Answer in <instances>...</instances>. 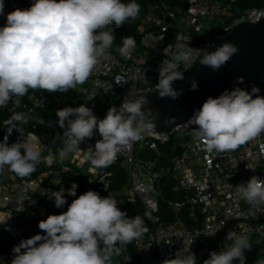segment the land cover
<instances>
[{
  "label": "clouds",
  "instance_id": "1",
  "mask_svg": "<svg viewBox=\"0 0 264 264\" xmlns=\"http://www.w3.org/2000/svg\"><path fill=\"white\" fill-rule=\"evenodd\" d=\"M4 8V0H0V16H6L4 26L0 27V108L10 103L14 107L3 122L6 134L0 141V174L7 167L18 177L28 178L41 163H51L53 159L63 162L69 154L81 150L80 144L97 132L101 138L87 148L85 159L93 167L106 168L123 149L141 140L154 127L144 120L148 98L126 97L119 107H109L103 119L83 104L57 110L56 125L63 132L56 133L55 139H60L62 146L55 153L48 149L47 157L34 137L9 144L12 131L15 129L22 136L20 125L30 119L27 113L14 110L20 106L21 98L30 89L66 93L84 84L113 48V26L119 28L127 21H135L141 9L136 0L127 3L124 0H33L26 9L17 8L5 14ZM190 39L177 33L175 51L165 54L167 58L161 62L155 86L160 98L175 100L183 92L173 88V83L184 79L181 65L184 68L192 65L194 49L189 46ZM135 48V39L125 36L115 50L129 59ZM196 50L200 65L213 71H218L239 52L232 42H224L215 51ZM243 82V77L236 78L235 83ZM190 83L192 90L198 88L195 80ZM259 93L260 88L253 85L250 90L233 87L218 97L209 96L188 120L196 126L195 142L209 155L221 154L235 151L264 134V96ZM173 123L175 117L165 118V125ZM48 126L53 125L49 122ZM77 187L73 182L67 189V194L76 198L66 211L48 215L38 223L43 234L22 239L13 246L10 264H113L114 257L121 256L130 243L149 231L144 218L140 215L129 218L112 196L101 197L98 192L88 190L77 197ZM235 191L248 203L264 206V179L253 175L236 185ZM47 195L54 199L57 208L68 203L64 188L49 190ZM192 243L183 240V247L174 258L161 264H197ZM251 246L248 234L229 230L220 250L211 251L203 264L236 261L246 264L245 251L251 250Z\"/></svg>",
  "mask_w": 264,
  "mask_h": 264
},
{
  "label": "built area",
  "instance_id": "2",
  "mask_svg": "<svg viewBox=\"0 0 264 264\" xmlns=\"http://www.w3.org/2000/svg\"><path fill=\"white\" fill-rule=\"evenodd\" d=\"M4 3L7 14L17 8H29L33 0H4ZM185 3L187 8L173 9L161 8L159 3L150 4L139 29L144 32L146 26L157 25L191 37L192 65L199 56L196 49L212 47L241 22L264 18V5L240 10L233 9L231 2L222 0H187ZM5 20L6 16H0V27L4 26ZM152 38H157L158 42L153 43ZM142 42L144 51L135 48L129 59L121 57L114 48L110 49L88 80L77 85L76 89L66 93L30 89L17 112L27 113L30 119H35L40 110L53 103L63 107L83 104L103 119L109 107H119L126 97L135 99L153 92L155 88L149 81V74H158L161 62L167 58L165 54L171 55L175 51V38L166 39L165 34L150 32L144 34ZM186 69L181 65V71ZM144 120L154 127L145 132L141 140L123 149L112 163L125 171L126 183L121 189L110 188L114 182L112 164L96 168L85 159L87 148L101 138L97 132L93 138L80 144L81 150L69 154L63 162L53 159L46 163L49 167L47 179L55 177L57 182L45 187L41 195L35 194L41 189V181L37 185H33L34 180L22 182L32 194L21 193L19 198L12 185L0 181V228L17 239H22L26 233L32 236L26 225H17L13 210L31 207L36 217L46 218L45 203H52L44 199L45 193L61 188L67 192L70 187L63 184V174L69 167L78 166L83 161L85 169L82 170L88 174L86 191H98L101 197L112 196L117 207V197L124 195L127 201L140 203L152 219L149 232L133 241L137 253L133 264H161L165 259L174 258L183 247V240L186 244L193 242L191 251L196 254L197 264H203L211 251L220 250L229 230L249 236L264 230V206L248 203L235 191L236 185L253 175L264 179V134L235 151L209 155L195 142L193 128L196 126L190 125L188 120L175 126L172 134L157 131L151 114L145 112ZM39 146L42 148L40 140ZM167 181L171 183V191L178 193L179 197L165 199L163 186ZM26 197L35 198L34 203H28ZM164 200L174 211L185 210L192 225L185 224L181 217L173 223L160 222L159 207ZM59 209L66 210L65 207ZM212 232L216 233L208 235ZM2 258L0 264H10L13 255ZM113 264L128 262L125 256H121Z\"/></svg>",
  "mask_w": 264,
  "mask_h": 264
},
{
  "label": "trees",
  "instance_id": "3",
  "mask_svg": "<svg viewBox=\"0 0 264 264\" xmlns=\"http://www.w3.org/2000/svg\"><path fill=\"white\" fill-rule=\"evenodd\" d=\"M186 1L187 0H136V2L140 5V9H141L139 16L135 21H127L125 25H122L119 28H115V26H113L114 35H115L114 44L119 45L121 43L122 37L131 36L135 39L136 49L139 51H144L145 46L143 45L142 40L145 33L155 32L158 34H165L166 39H174L177 33H182V32L175 33L170 28H164L162 26H157V25H148L146 26L144 32L140 31L139 26L141 25L142 22V20H140V16H141L140 14H144L143 16H145L149 5L152 3H159L161 8L173 9V8L183 7ZM222 1L231 2L233 9L238 8L240 10H244L248 7H261L264 5V0H236L234 2H232L231 0H222ZM124 2L127 3L129 2V0H124ZM24 98L25 96L21 98V103L24 100ZM13 107H14L13 104H10L4 110H0V141L3 140V137L6 134V130L3 127V122L6 119H8L9 116L11 115V110L13 109ZM19 107H15L14 110L17 112L19 110ZM62 108L64 107L53 103L48 107L40 110L36 118L42 119L43 121H45V123L43 124L38 123L36 118L29 119L27 123L20 125V127L23 129V135L21 136V133L14 129L12 131V134L9 136L8 143L11 144L13 142H16L18 139L28 138L29 133H33L35 136L39 138L41 142L44 156H48L49 154L48 149H51L52 152L55 153L56 149L62 146L61 140L55 139L56 133L59 132L62 134L63 132V130L60 129L58 125H56V121L58 120V117L56 116V111ZM49 122H51V124L53 125L52 127L48 126ZM54 139L55 142H53ZM34 142L35 143L38 142L36 138ZM55 160L58 161V159ZM110 169L112 170L114 175V182L110 188L116 190L121 189L126 183V175L124 169L118 164H112L110 166ZM48 170L49 167L46 165V163H41L40 165H38L36 171L30 177L28 178H20L18 176L17 177L20 182L30 183L34 180L32 182L33 185H37L42 177V176L40 177L38 176L41 175L42 173L47 172ZM62 181L63 184L68 187H71V184L75 182L78 185L76 189V195L78 197L79 195L84 194L86 192V188L88 185V174L83 170H81L78 166H72L69 171L63 174ZM170 187H171V183L169 181H167L165 186H163L165 199L179 197V194L173 193ZM65 198L68 201V203L64 205V207L67 210L68 204H70L72 200L75 199L76 197L69 196L65 191ZM117 198L119 199L118 208L121 211L126 212L129 218H132L136 215H140L142 218H144L145 224L150 230V228L153 225L152 219L151 217L149 218V216L146 215L147 212L140 203L127 201L124 195L118 196ZM62 212L64 211L62 209L55 207V205L50 203H45L46 218L48 215L60 214ZM159 215H160V222L173 223L177 220L178 217H181L185 224L192 225V221L188 219L187 216L185 215V210L174 211L173 209L167 206L165 200L161 201L160 203ZM13 216L17 222V225L18 226L26 225L28 231L32 233V236L36 234H43L41 230L38 228V223L46 218L36 217V215L33 214V209L31 207H24L19 210H13ZM32 236H29V234L26 233L24 234L22 239H27ZM22 239L14 238L0 228V259L4 255L6 256L13 255L12 253L13 246L19 244V242ZM121 256H125L126 259L130 257V259L127 261L128 264H133L136 262L137 253L133 242L127 246V250ZM119 257H114L113 263H116V260Z\"/></svg>",
  "mask_w": 264,
  "mask_h": 264
},
{
  "label": "water",
  "instance_id": "4",
  "mask_svg": "<svg viewBox=\"0 0 264 264\" xmlns=\"http://www.w3.org/2000/svg\"><path fill=\"white\" fill-rule=\"evenodd\" d=\"M185 8L188 4L185 3ZM224 42H232L239 52L235 54L218 71L201 66L199 60L183 71L184 79L173 83L176 90L183 92L175 100L160 98L156 91L158 74L150 73L149 81L155 90L145 94L149 104L145 105V112L154 117L155 128L159 132L173 133V128L185 123L205 100L218 97L224 90L240 87L250 90L253 85L260 88L259 95L264 96V18L256 22H241L230 33L218 39L208 51H215ZM237 77H243L242 84L235 83ZM195 80L198 88L191 89V81ZM167 117H175V123L165 125ZM41 205V201L39 202Z\"/></svg>",
  "mask_w": 264,
  "mask_h": 264
},
{
  "label": "crops",
  "instance_id": "5",
  "mask_svg": "<svg viewBox=\"0 0 264 264\" xmlns=\"http://www.w3.org/2000/svg\"><path fill=\"white\" fill-rule=\"evenodd\" d=\"M151 41H152L153 43H157V42H158V39H157V38H152ZM38 144H39V143H38ZM78 167H79L81 170H82V169L84 170V169H85V164H84V162H83V161H80ZM70 169H71V168L69 167L68 171H69ZM39 176H42V177H41V182H43L44 180H46V182H45L44 184L41 185V188H45V187H47L49 184H55V183L57 182V179H55V177H52V178H50V179L48 180V179H47V176H48V173H47V172L42 173V174L39 175ZM62 177H63V176H62ZM14 178H17V180H19L18 177H17V175H15L14 173L9 172V171L7 172V170H4V172H3L2 174H0V181L12 185V186L14 187V189L16 190V194L25 193V192H21L20 189H19L20 186H21V188H22V187H25V186L22 184V182H21V185H20V184H15L14 181H13ZM19 182H20V181H19ZM30 193H31V192H30ZM42 193H43V190H42V189H39V190H37V191L35 192L36 195H41ZM31 194H32V193H31ZM45 195H46V193H45ZM51 203L53 204V201H51ZM261 235H264V230H262V231H260V232H255L254 234H252L251 236H249V237H250V242H251L252 246L256 245V243H257V242L260 240V238L262 237ZM252 246H251V247H252ZM247 252H248V250L245 251V256L248 255ZM3 261H4V259L2 258V261H1V262L3 263ZM236 262H238V261H236ZM238 264H239V262H238Z\"/></svg>",
  "mask_w": 264,
  "mask_h": 264
},
{
  "label": "rangeland",
  "instance_id": "6",
  "mask_svg": "<svg viewBox=\"0 0 264 264\" xmlns=\"http://www.w3.org/2000/svg\"><path fill=\"white\" fill-rule=\"evenodd\" d=\"M140 20H142V18L144 17L143 15L144 14H140ZM116 44L113 45V48L114 50L116 49ZM116 51V50H115ZM117 52V51H116ZM5 170H7V172L9 171L7 169V167H5ZM10 172V171H9ZM143 174H145V172H143ZM40 177V176H38ZM37 177V178H38ZM14 183L15 184H20L21 185V182H19V180H17V178H14L13 179ZM41 181V180H40ZM39 181V182H40ZM46 182V180H44L42 182V184H44ZM20 191L21 192H25L26 194L30 195L31 193L28 192L27 188L26 187H22L20 186ZM42 190H44V188H41ZM48 193V192H47ZM45 195V198L46 201H53L54 202V199H49L48 195ZM18 198H19V194H17ZM262 237L260 238V240L256 243V245L252 246L251 247V250H248L247 252V256H246V264H257L258 261H264V235H261ZM235 264H238V262H235Z\"/></svg>",
  "mask_w": 264,
  "mask_h": 264
},
{
  "label": "bare ground",
  "instance_id": "7",
  "mask_svg": "<svg viewBox=\"0 0 264 264\" xmlns=\"http://www.w3.org/2000/svg\"><path fill=\"white\" fill-rule=\"evenodd\" d=\"M30 137H34V138H36L37 139V143H39V140H38V138L36 137V136H34V135H28V138H30ZM26 201L28 202V203H31V202H33V201H35V198H30V197H26Z\"/></svg>",
  "mask_w": 264,
  "mask_h": 264
}]
</instances>
